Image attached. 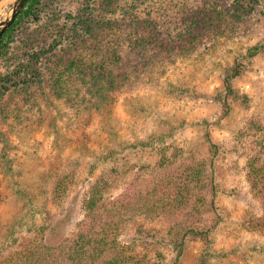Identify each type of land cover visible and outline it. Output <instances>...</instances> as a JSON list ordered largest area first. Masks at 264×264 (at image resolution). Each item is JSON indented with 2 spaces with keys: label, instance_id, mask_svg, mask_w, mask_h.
<instances>
[{
  "label": "rangeland",
  "instance_id": "1",
  "mask_svg": "<svg viewBox=\"0 0 264 264\" xmlns=\"http://www.w3.org/2000/svg\"><path fill=\"white\" fill-rule=\"evenodd\" d=\"M214 5L226 22L237 15V31L218 30L194 52L139 66V86L115 90L107 105H76L87 91L79 79L67 97L62 85L54 86L55 67L75 54L86 62L107 56L108 46L125 36L120 25L98 33L95 23L141 20L177 39L193 32L196 13ZM23 25L43 35V43L29 55L26 48L18 52L27 38L22 33L0 58V77L15 78L10 90L0 91V260L16 255L17 264H65L80 231L83 198L101 174L110 196L150 193L158 204L143 216L131 210L132 219L117 230L125 244L139 238L130 252L143 263L174 264L175 242L183 237L176 264H264V235L232 231L248 224V213L263 212L245 166L250 157L264 162V0H42ZM235 66L243 69L233 79L238 94L228 97L224 78ZM198 164L204 173L187 190V171ZM177 190L181 202L170 199ZM68 210L69 221L52 241L51 226ZM216 223L206 240L202 230Z\"/></svg>",
  "mask_w": 264,
  "mask_h": 264
},
{
  "label": "trees",
  "instance_id": "2",
  "mask_svg": "<svg viewBox=\"0 0 264 264\" xmlns=\"http://www.w3.org/2000/svg\"><path fill=\"white\" fill-rule=\"evenodd\" d=\"M41 2L42 0H27L15 21L2 33L0 36V58L8 49H11V44L22 33L23 37L27 38L24 41V46H18V52L26 48L25 55H29L37 42L39 44L41 42L43 43V35L40 38L30 28L23 25V20L31 17V14L36 11ZM227 8L230 11H237L239 9L234 5H229ZM245 8H252V5L245 6ZM203 11L196 13L194 18L191 19L192 29L194 27L193 32L177 39L166 38L161 33L152 30L149 26L143 25L144 22L141 20L122 21L120 24L108 23L107 25L95 23V31L98 33L104 27L107 28L108 25H113L114 27L120 25L125 30V36L120 38L121 42L116 43L114 46H108L109 57L108 55L102 56L97 60L86 62L83 54H75L73 58L68 59V61L66 60L67 62H63L64 66H62V69L55 67L53 71L54 86L62 85V97H67L71 90L70 86L73 84V79H79L87 91L84 92L85 95L80 99L79 95H75V98L79 99L76 105L82 106L83 108L86 107L90 110L95 107L99 108L107 105V102L112 98L111 93L115 90H121L123 87L128 86H139V72L143 71L139 66L144 68L150 64L153 66L157 60L165 58L167 54L174 53L176 55L182 52H194L197 46L202 45L204 38L207 36L210 37L211 33L218 32V30L219 32L217 34H223L226 30L230 31L231 29L238 30L233 21V18L236 19L237 15H233V18L226 22L225 11L221 6L217 7L214 5L212 8L204 9ZM101 23H105V21ZM258 49V46L251 47L250 54L257 53ZM239 65L244 67V64L240 63ZM240 66L230 68V72H226L224 90L225 95L228 97H235L238 94L237 89L234 87L233 79L243 71ZM14 80L15 78L11 76L0 77L1 93L4 94L10 90ZM218 99L223 100L224 105L226 104V100L221 95ZM0 135H2L1 130ZM213 145L215 153L217 149L215 147L217 145ZM162 152L163 150H160V153ZM257 164L250 157L247 160L245 169L247 180L252 191L259 198L263 212L258 215L254 212L248 213L247 215H250L248 224L244 222L245 226L242 228L241 226L232 227L235 236H239L240 232L244 229H249L250 231L264 235V162L263 165ZM198 165L195 171H187V181L184 184L187 190L201 180V176L204 173V165ZM61 185L62 182L60 181L56 188L58 196L60 195L59 189H61ZM180 188V191H183L184 186ZM180 191H174V195L173 197L171 195L170 199L181 202L179 199ZM109 192V181L105 175L100 174L90 184L82 202V209L84 210L82 220L79 223L80 231L78 232V238L75 241V246L72 248L71 253L65 258V264H150L143 263L141 259H137L130 252L131 247L138 243L136 240L139 238L133 236L125 244L126 242L119 240V232L117 230L123 226V222L132 219L129 214L131 210L137 216H143L147 213L151 214L158 207V204L149 195L150 193L144 195L141 192H137L128 200L127 196H124L123 199L122 195L116 198L110 196L108 194ZM152 194L154 195V192ZM71 205L72 207L69 205L67 208H71L72 212L75 207L73 204ZM71 212L68 210L64 216H60L59 220L51 226L50 234L53 236L51 238L52 241L60 235L63 226L66 225L71 217ZM216 227L217 223L214 227H208L202 230V234L206 237V240L210 238L211 233H213ZM190 231L194 232L195 230L191 229ZM182 240H184L183 237L180 239V242H175L178 252L175 255L174 264L181 258L182 247L180 245ZM35 254L33 252L28 257H33ZM9 257L7 260H0V264H17V261L13 259H18L21 256L12 255Z\"/></svg>",
  "mask_w": 264,
  "mask_h": 264
},
{
  "label": "water",
  "instance_id": "3",
  "mask_svg": "<svg viewBox=\"0 0 264 264\" xmlns=\"http://www.w3.org/2000/svg\"><path fill=\"white\" fill-rule=\"evenodd\" d=\"M3 1L4 0H0V4H2ZM26 1L27 0H10L2 5V8H0V12L4 7L10 6V9L6 13L5 17L0 20V36L15 21L17 15L23 8Z\"/></svg>",
  "mask_w": 264,
  "mask_h": 264
}]
</instances>
